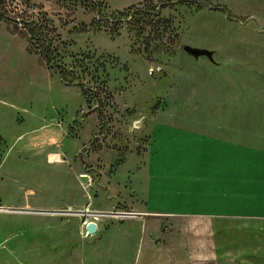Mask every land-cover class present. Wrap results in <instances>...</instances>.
<instances>
[{
	"label": "rangeland",
	"instance_id": "obj_1",
	"mask_svg": "<svg viewBox=\"0 0 264 264\" xmlns=\"http://www.w3.org/2000/svg\"><path fill=\"white\" fill-rule=\"evenodd\" d=\"M96 7L152 22L140 30L126 17L110 30ZM159 124L264 148V0H0V126L30 134L0 150V208L23 211H0V264H264V229L194 215L128 222L117 235L129 246L138 223L142 244L100 259L102 234L123 219H94L89 232L92 217L77 211L144 210L122 182ZM45 144L71 154L72 168L45 163ZM84 188L90 199L74 195Z\"/></svg>",
	"mask_w": 264,
	"mask_h": 264
},
{
	"label": "crops",
	"instance_id": "obj_2",
	"mask_svg": "<svg viewBox=\"0 0 264 264\" xmlns=\"http://www.w3.org/2000/svg\"><path fill=\"white\" fill-rule=\"evenodd\" d=\"M28 135L30 134L25 130L5 129L0 126V150L11 153L5 146L12 149L14 146L12 141L27 140L29 138H25ZM6 136L8 142H5ZM39 141L42 142L41 138ZM150 141L146 152L141 155L144 161L138 167L137 175L122 182L128 184L134 192V198L129 202L136 204L139 198L143 199L141 206L144 210L132 209L141 214L137 218L122 220L119 226L110 228L102 234L100 242L97 243L98 248L104 251L103 256H99L102 261L108 262L113 259L110 258L111 255L117 256L121 247L133 249V243L142 244V231L138 229L140 224L133 225L134 230H137V236L136 239L129 241L131 243L129 246L124 245L127 240L126 232L125 235L119 236L117 229L125 224L127 227L128 222L144 221L147 214L194 215L207 217L213 221L215 218L243 219L245 222L242 225L245 228L264 229V222L256 221L264 220V148L199 130L160 124L153 128ZM53 146L55 150H50V147L46 146L44 162L51 165L60 164L66 170L71 169L72 155L61 152L56 144ZM7 153L5 155L8 156ZM1 161L10 162L7 159ZM60 161L66 164H61ZM53 172L54 179H62L58 178L60 175H70L73 177L71 182L79 179L78 175L65 170ZM7 175L8 179H16ZM83 190L89 192L84 188L77 190L74 195L90 199L91 194L87 196L79 193ZM24 192L26 196L38 193L33 189H26ZM211 224L209 225L212 228L211 232L218 230L213 223ZM37 229L43 232L45 224H40ZM47 240L53 242L51 239ZM41 241L44 242L43 239ZM59 242V239H56V245L53 247L56 251L59 249ZM146 249L149 253L154 248L148 249L147 246L144 248L145 252ZM131 254L130 251L128 256ZM140 256L141 254L138 255L139 258ZM145 259H149L148 263H151L153 258L150 260V256L147 255ZM249 259L251 261V258ZM53 260L52 264H59L58 259ZM231 263L239 264L236 261Z\"/></svg>",
	"mask_w": 264,
	"mask_h": 264
},
{
	"label": "built area",
	"instance_id": "obj_3",
	"mask_svg": "<svg viewBox=\"0 0 264 264\" xmlns=\"http://www.w3.org/2000/svg\"><path fill=\"white\" fill-rule=\"evenodd\" d=\"M52 161V160H51ZM56 162V161H55ZM0 211L6 212H16L18 211L23 212L21 209L18 208H10V207H1ZM79 217L86 216L92 217L89 221H95L94 219H101V218H120V219H130V218H137L141 212L136 210H122V209H89L87 207H83L82 209L78 210ZM88 221V222H89Z\"/></svg>",
	"mask_w": 264,
	"mask_h": 264
},
{
	"label": "trees",
	"instance_id": "obj_4",
	"mask_svg": "<svg viewBox=\"0 0 264 264\" xmlns=\"http://www.w3.org/2000/svg\"><path fill=\"white\" fill-rule=\"evenodd\" d=\"M147 2H149V1H151V0H146ZM93 6H95V3H94V1H93V3H91ZM96 6H98V5H96ZM153 7H155V4H153ZM96 10H97V12H99V13H102V14H104V15H102L103 16V18L105 19V21L103 22V21H101L102 19L101 18H99V19H97V20H99V21H97V23H98V25H100V27H102V26H105V28H108V29H112L111 28V26H109L108 24L109 23H105V22H109V21H113V22H115V23H118L119 24V22L120 21H122L123 19H125L126 17H129V19H137L136 17H139L140 18V20H142V22H143V24L140 26V30H143L144 28H145V22L147 23V22H152V15L151 14H147L146 12L142 15V16H138V15H135V9L133 8V7H128L127 8V10H124V11H122V12H114V13H112V14H109V15H105V13L104 12H102L99 8H97L96 7ZM138 18V19H139ZM121 23V22H120ZM118 24H115V26L114 27H116V26H118ZM154 24V23H153Z\"/></svg>",
	"mask_w": 264,
	"mask_h": 264
},
{
	"label": "water",
	"instance_id": "obj_5",
	"mask_svg": "<svg viewBox=\"0 0 264 264\" xmlns=\"http://www.w3.org/2000/svg\"><path fill=\"white\" fill-rule=\"evenodd\" d=\"M88 179V176L87 175H81V180L83 181H86ZM97 228V224L95 221H89L86 225V229L89 231V232H94Z\"/></svg>",
	"mask_w": 264,
	"mask_h": 264
}]
</instances>
